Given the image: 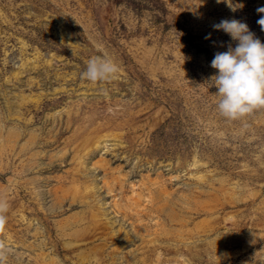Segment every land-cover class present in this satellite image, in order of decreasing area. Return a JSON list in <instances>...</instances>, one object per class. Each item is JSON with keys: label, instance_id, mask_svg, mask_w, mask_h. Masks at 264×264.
<instances>
[{"label": "rangeland", "instance_id": "rangeland-1", "mask_svg": "<svg viewBox=\"0 0 264 264\" xmlns=\"http://www.w3.org/2000/svg\"><path fill=\"white\" fill-rule=\"evenodd\" d=\"M232 2L0 0L6 264H264V108L228 120L210 81L213 25L264 43V0Z\"/></svg>", "mask_w": 264, "mask_h": 264}, {"label": "clouds", "instance_id": "clouds-1", "mask_svg": "<svg viewBox=\"0 0 264 264\" xmlns=\"http://www.w3.org/2000/svg\"><path fill=\"white\" fill-rule=\"evenodd\" d=\"M226 3L233 11L237 5L232 0H217ZM264 13V6L256 9ZM264 31V15L256 21ZM213 28L228 34L235 46L217 52L211 60V67L217 73L210 78L218 97L216 110L228 120L241 119L254 110L264 108V43L250 31L248 25L237 19H222ZM206 39L209 37L206 36ZM120 71L119 65L107 54L91 57L81 73L89 82H106L114 79ZM7 201L0 197V228L7 222L5 213ZM9 249L0 244V264H6Z\"/></svg>", "mask_w": 264, "mask_h": 264}]
</instances>
